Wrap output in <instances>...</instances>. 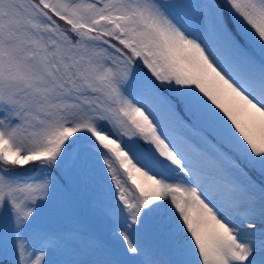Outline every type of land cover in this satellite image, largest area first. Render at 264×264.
Segmentation results:
<instances>
[{"label":"snow or ice","instance_id":"6c2138e0","mask_svg":"<svg viewBox=\"0 0 264 264\" xmlns=\"http://www.w3.org/2000/svg\"><path fill=\"white\" fill-rule=\"evenodd\" d=\"M0 264H264V0H0Z\"/></svg>","mask_w":264,"mask_h":264},{"label":"rangeland","instance_id":"374dc122","mask_svg":"<svg viewBox=\"0 0 264 264\" xmlns=\"http://www.w3.org/2000/svg\"><path fill=\"white\" fill-rule=\"evenodd\" d=\"M253 176L259 179V177L255 173H253ZM78 194H80V197L84 198L86 202L88 201L87 192H78ZM78 200L79 196L76 195L69 200H66L64 196L59 197V202L61 205L60 210L54 216L50 213L47 214L46 218L52 220L53 227L64 229L66 228L64 227V223L66 221L71 222V224H73V220H71V218L78 217L77 223H80L81 228H83V233H85L86 230L91 232L92 234L97 232L100 233L101 238L107 240L106 226L104 222L95 217L91 212V217L88 218L86 208L83 204H78ZM84 210L85 212L81 214V212H83ZM89 219L93 220L94 222L90 223Z\"/></svg>","mask_w":264,"mask_h":264},{"label":"trees","instance_id":"16d2710c","mask_svg":"<svg viewBox=\"0 0 264 264\" xmlns=\"http://www.w3.org/2000/svg\"><path fill=\"white\" fill-rule=\"evenodd\" d=\"M85 212V210L83 212H81V214H83ZM91 233V232H90ZM93 236V235H92Z\"/></svg>","mask_w":264,"mask_h":264}]
</instances>
